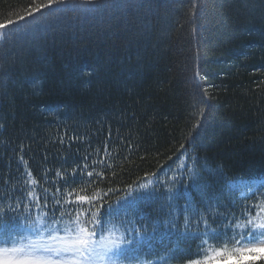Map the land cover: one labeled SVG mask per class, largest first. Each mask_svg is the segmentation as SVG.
Masks as SVG:
<instances>
[{
	"label": "trees",
	"instance_id": "16d2710c",
	"mask_svg": "<svg viewBox=\"0 0 264 264\" xmlns=\"http://www.w3.org/2000/svg\"><path fill=\"white\" fill-rule=\"evenodd\" d=\"M30 4L0 0V23L28 18ZM53 23L59 27L46 37L34 40L29 25L21 29V41L11 35L0 41L3 208L19 200L23 212L36 197L44 205L47 189V206L32 207L33 215L51 216L55 207L56 216L63 211L67 220L68 213L87 207L77 196L119 189L105 198L111 203L129 185L135 190L136 182L148 183L151 191L157 177L167 181L171 170L190 166L204 178L198 184L211 185L204 194L219 198L209 209L217 227L233 234L203 248L173 234L163 244L153 241L155 251L179 249L171 264H186L181 253L201 258L224 245L249 244L242 233L249 231V220L264 223V202L221 191L212 172L203 169L264 178V0H196L195 10L191 0H106L88 22ZM196 72L210 96L207 107L199 102ZM189 136L197 137L193 147ZM73 170L77 181L92 171L84 178L95 183L69 187ZM186 183L191 201L178 198L177 211L183 213L189 202L203 211L202 193ZM165 191L161 187L159 193ZM159 206L157 201L140 207L155 218L163 216ZM177 223L183 231V215ZM106 228V236L122 231L119 220ZM199 230L190 220L189 231ZM141 257L152 259L151 250L145 248ZM260 257L258 252L219 264H264Z\"/></svg>",
	"mask_w": 264,
	"mask_h": 264
},
{
	"label": "snow or ice",
	"instance_id": "6c2138e0",
	"mask_svg": "<svg viewBox=\"0 0 264 264\" xmlns=\"http://www.w3.org/2000/svg\"><path fill=\"white\" fill-rule=\"evenodd\" d=\"M104 3L106 0H32V4L27 9L28 18L21 17L20 21L15 23L11 20L0 23V41L29 25L32 38L35 40L38 36L46 37L49 32L59 27L53 23L54 20L61 23L88 22ZM191 4L195 10L196 0H191ZM193 79L199 86V102L207 107L210 96L207 87L200 85L199 72L194 74ZM203 110L202 107L200 116L206 119ZM200 127L201 123L197 120L194 128ZM196 140L197 137L189 136V147H193ZM100 163L103 164L104 161L101 160ZM104 166L109 167V165ZM87 167L85 164L84 168ZM203 170L212 172L221 191L241 190L242 195L244 189L251 191L242 179L233 178L223 168L210 170L205 166ZM75 175L73 170L67 181L69 187L72 184L86 186L95 183L84 178L92 177V171L83 173L79 181L75 179ZM102 175V172L98 174V176ZM151 175L155 177L156 173L153 172ZM146 178L147 174L144 179ZM202 179L204 178L199 170L189 166L185 171L184 166L181 165L180 169L171 170L167 181L157 177L152 182L151 191H148V183L136 182L138 188L133 190L129 185L124 194L111 203L105 198L109 193L120 191L119 189L107 188L94 191L91 195H80L77 196L79 205H87V207L75 211L74 216L68 213L67 220L62 219L65 215L63 211L59 217L56 216L55 207L52 208L51 216L47 213L33 215L32 207L42 210L47 206V189H45L44 205H41L40 198L36 197L32 205L25 204L23 212L20 211L19 200L16 201L15 207L9 204L6 210L0 204V264H171L172 260L177 259L175 253L180 250L165 248L162 253H157L153 248V241L163 244L164 240L176 234L182 239L194 241L192 247L203 248L211 241L233 234L231 228H224L222 225L217 227V218L210 214L209 209L213 206L212 202L219 198L204 194L205 187L211 185L198 184L197 181ZM181 180L185 183L181 184ZM187 181L192 182L193 190L202 193V203L205 204L203 211L191 202L184 206L183 213L177 211L178 198L185 197L191 201ZM161 187L166 189L163 195L159 193ZM180 188L184 191H179ZM33 194L34 191L28 193L29 197ZM67 195L71 196L72 192H68ZM157 201L160 202L159 211L163 216L153 218L141 210L142 204L151 206ZM105 203H108L107 208ZM54 204L60 205L61 200L54 199ZM180 215H183V231L177 223ZM229 215L233 214L229 213ZM113 220L120 221L122 229L120 235L116 237L104 235L108 230L106 225ZM190 220L200 226L199 231H189ZM247 225L251 227L242 235L249 237L250 247L238 250L239 254L254 255L259 252L261 260H264V223H253L249 220ZM145 248L151 250L152 259H141ZM195 255L198 256L199 252H195ZM181 256L186 260V264H208L210 259L193 258L184 253H181Z\"/></svg>",
	"mask_w": 264,
	"mask_h": 264
},
{
	"label": "rangeland",
	"instance_id": "374dc122",
	"mask_svg": "<svg viewBox=\"0 0 264 264\" xmlns=\"http://www.w3.org/2000/svg\"><path fill=\"white\" fill-rule=\"evenodd\" d=\"M135 1V0H134ZM21 35H23L22 31L19 30L18 32H14L11 34L10 38L17 39L21 41ZM251 189L249 191L248 189L243 190V195H241L242 198L245 199H253L255 197H260L262 201L264 202V181L262 180H243ZM238 193H241V190H235ZM255 193V195H253ZM261 206L264 207V203H261ZM250 247V245H244L242 247H236V248H230L227 246L222 247L221 249L211 253L210 255L198 259H205V258H210L208 261V264L214 263V264H219V263H234L237 261L238 258H243L244 256L248 255H241L239 254L240 249H246ZM250 255V254H249ZM142 259V258H141Z\"/></svg>",
	"mask_w": 264,
	"mask_h": 264
}]
</instances>
